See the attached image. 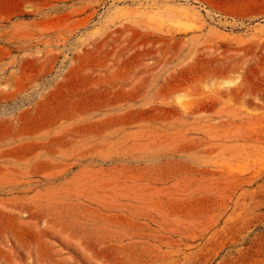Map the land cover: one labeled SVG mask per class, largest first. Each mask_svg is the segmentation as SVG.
<instances>
[{"label": "rangeland", "instance_id": "rangeland-1", "mask_svg": "<svg viewBox=\"0 0 264 264\" xmlns=\"http://www.w3.org/2000/svg\"><path fill=\"white\" fill-rule=\"evenodd\" d=\"M0 264H264V0H0Z\"/></svg>", "mask_w": 264, "mask_h": 264}]
</instances>
